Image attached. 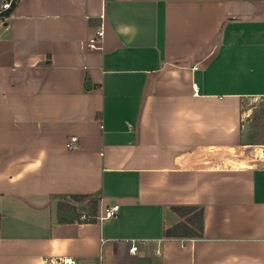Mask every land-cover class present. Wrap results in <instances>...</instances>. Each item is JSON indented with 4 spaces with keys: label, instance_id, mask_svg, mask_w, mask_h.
Wrapping results in <instances>:
<instances>
[{
    "label": "crops",
    "instance_id": "crops-1",
    "mask_svg": "<svg viewBox=\"0 0 264 264\" xmlns=\"http://www.w3.org/2000/svg\"><path fill=\"white\" fill-rule=\"evenodd\" d=\"M4 2L0 264H264V163L232 154L264 97V0ZM183 209L203 238H165Z\"/></svg>",
    "mask_w": 264,
    "mask_h": 264
},
{
    "label": "rangeland",
    "instance_id": "rangeland-1",
    "mask_svg": "<svg viewBox=\"0 0 264 264\" xmlns=\"http://www.w3.org/2000/svg\"><path fill=\"white\" fill-rule=\"evenodd\" d=\"M245 136L248 146L233 150L234 162L239 165L260 160L264 163V97L251 99L246 106ZM181 213L191 211L182 210Z\"/></svg>",
    "mask_w": 264,
    "mask_h": 264
},
{
    "label": "built area",
    "instance_id": "built-area-1",
    "mask_svg": "<svg viewBox=\"0 0 264 264\" xmlns=\"http://www.w3.org/2000/svg\"><path fill=\"white\" fill-rule=\"evenodd\" d=\"M18 0H5L3 4V9L8 10L12 7L13 4L17 3ZM105 38V29L104 26L101 25L99 30L96 32L94 36H92L88 40V48L90 50H100L102 49V43ZM78 137H72L66 144L69 150H76L78 148ZM120 213V205L116 204L111 207H108L104 213L100 216L95 215L94 213H82L80 215V219L83 222H90L94 220H105L111 218H117ZM1 223V219H0ZM139 245L138 242L132 241V246L130 248L131 253H136L138 251ZM53 264H75V260L72 257H64V258H56L53 260Z\"/></svg>",
    "mask_w": 264,
    "mask_h": 264
},
{
    "label": "trees",
    "instance_id": "trees-1",
    "mask_svg": "<svg viewBox=\"0 0 264 264\" xmlns=\"http://www.w3.org/2000/svg\"><path fill=\"white\" fill-rule=\"evenodd\" d=\"M16 4H13L12 7L4 13L5 16H10L15 8ZM74 199L81 200L83 197H73ZM64 207V205H60ZM66 207V206H65ZM191 211L190 213H181L179 212L181 221L174 225L173 227L166 228L164 232L165 238L176 239V238H190V239H199L203 238L204 233V220H203V209H195L197 212L193 213V209H183ZM182 211V210H181Z\"/></svg>",
    "mask_w": 264,
    "mask_h": 264
}]
</instances>
